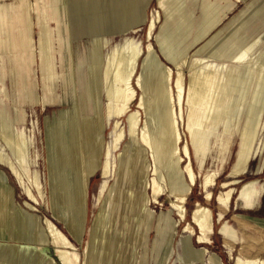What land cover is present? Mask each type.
Returning <instances> with one entry per match:
<instances>
[{"label":"rangeland","instance_id":"rangeland-1","mask_svg":"<svg viewBox=\"0 0 264 264\" xmlns=\"http://www.w3.org/2000/svg\"><path fill=\"white\" fill-rule=\"evenodd\" d=\"M200 1L201 0H197L193 8L188 6L192 3L191 0L187 2V10L190 13L193 12V16H191L187 23L188 25H186H190V28L185 33H182V30H178V34L176 33L172 40H169L171 43L168 41L164 46H161V44H163L161 40L163 39V32L165 30L161 29L166 18H164L165 12L160 7L157 0H150L148 3L145 10L146 23L143 24L141 28L117 40L112 46L108 44L107 47H105L106 51L103 49L101 41L97 40L95 42L91 64H98L99 62L103 64L106 62L112 50L121 46L127 39L130 40L131 47H137L136 50L141 52L136 66V73H138V76L136 78L133 77L131 82V86L134 88L136 87L137 90L135 98L137 101L134 102L130 109L132 112H130L127 117L123 115L119 125L125 133V139H123L124 145L120 148V151L124 152L126 146H129V151L136 148L129 117L131 114L138 111L137 108L139 107L142 96H144L146 108H142V116L140 114L142 123H139L138 129L141 124L143 126L140 129H143L146 126L145 123H149L152 139L156 147L155 150L152 151L150 149V153L146 154L147 165L150 164L148 165L150 168L149 172L141 176L143 170L140 169L139 177L141 176L140 180L142 183L135 184L131 182L128 175L129 170L133 166L130 160L131 153L128 154V151L120 158V153L111 150V143L115 140V132H113V129L116 120L114 121L112 118L106 119V130L99 138H96V142H104L106 144L105 152L110 151V155H105L101 160L98 159L97 162L105 163L108 161L110 163V173L109 177L105 179L101 166L95 168L93 171L88 189V217L82 241H79L68 227V222L71 218L73 220L76 218L74 211L71 210L68 212L65 207L58 204L56 201H52L54 184L56 182L52 179L50 166L55 169V161L47 139V129L53 124L54 119L60 114L79 106V104H75L78 102L77 95L75 91L72 92L70 86L71 76H68L70 71L69 66H71L72 61L70 56L68 59H63L60 52V29L62 23L64 24L65 21L64 14L51 16L50 12L43 8L44 4H48V0H31L35 8L32 17L34 20V46L36 49L35 69L37 71V80L39 84L36 93H34V85L29 74V67L25 69V71H27L26 75L16 76L18 78H15L17 81V90L15 91L12 87L11 78L9 76H7V78L5 75L3 76L2 56L0 55V106H2L4 110V115H6L4 116L3 125L0 124V131H2L3 127L5 128L3 131L5 130L6 132H4L7 134L10 133L11 139L14 138L13 140L9 139L10 142H7V140H3L0 135V140L2 142L4 141L3 143L0 141V153L4 155L5 161L16 162L18 168L20 164L15 161L16 158L14 159V146H11L12 148L9 147L10 143L14 142L17 138V146L20 147V145H22L20 147L23 148L21 151L25 153L23 157V165L25 167V172H23V183L13 171L10 172L6 167L0 165V172L5 175L8 187L12 189L14 199L13 206L17 208L18 211L22 208L38 216L44 228V234L46 235L48 234L46 221L49 220L54 224L72 243L73 246L68 251L79 259L80 264L86 263L87 256L94 264H106L103 258L109 255L112 244L115 242L116 238L122 240V255L123 257L126 256L127 264H159L162 257V264H234V261L238 258L258 259L264 262V102L260 100H264V84L256 88L258 82H264V75L258 78L261 71L264 74V0H230L233 4L227 2L225 7H222L220 4L215 5L214 3H210V0H204L206 6L203 5V20L196 23L195 21L201 17V10L197 7ZM0 2L1 4L14 3L18 5L19 0H0ZM207 3H209V5H207ZM231 8L232 11L227 17L223 18L220 26L214 29L206 39L201 41L197 45V48L191 45L196 40L199 32L201 31L203 33L206 25L214 19H222L223 15H226ZM156 15H159L157 26L152 36H150L149 28ZM210 16L211 18L209 19ZM180 19L181 15L174 18L170 24L174 26ZM44 21L48 26L49 51L55 60L54 75L42 74L43 72L41 69V58L39 53L40 35L41 23ZM73 27L74 39L72 45L73 56L76 62L78 55H80L84 49L90 48L94 38L88 31L86 20L81 22L74 21ZM198 27L202 29L197 31L199 30ZM201 32L200 34H202ZM216 35L217 37L214 44L199 58H210L212 54L216 57L215 55L218 54V58H210L209 63H216V73L222 77L219 80L220 83H229L227 92L230 93V96L228 95L229 99L225 104L221 106L212 105L211 109L209 108L211 112L209 114L208 112L205 113L206 115L202 123L206 124H203V128L190 126L187 115L188 107H186L187 104L185 103V122L182 118L180 124V130L183 136L181 150L185 159L178 164L177 160H179V157L169 160L166 150L168 147H171L168 142L170 129L168 127L169 118L167 105H169V101L167 93L169 88L172 89L174 87L176 90L179 69L166 59L163 51L170 52L172 56H174L173 58L179 63L180 69L185 76L184 83L188 84L190 69L193 66V61L196 60V58H194L196 50L204 46ZM64 36L66 37V35ZM149 48H151L152 52L149 51ZM132 49L133 48L130 50L132 51ZM214 52L217 53L214 54ZM222 55L223 57L221 58ZM159 60L164 61V63L173 70L172 79H175L168 83L170 87L165 81L166 72L164 68L160 67L158 64ZM225 60H230L229 69H231L232 66H236L239 69L236 75L237 78L239 77L238 80H240L238 86L235 82V80H237L236 77L233 79L226 78L227 71L224 65ZM22 62L24 63V60ZM151 64H153V66ZM20 65L21 64L17 62V66ZM154 66L155 68H153ZM255 67L261 69H256ZM159 71L161 73H159ZM253 72L254 76H251ZM78 77L80 84L81 79L80 76ZM231 86L233 88H231ZM2 87H6V89L3 90ZM86 89L87 87H84L83 92L86 91ZM79 90L80 89H78L79 95H81L83 92ZM153 91H155V93ZM156 92H158V94H156ZM241 99L245 101L243 100L242 102ZM26 102H35V104ZM86 105L83 102L81 103L83 113L80 114V117L84 118L90 116L95 118L94 114L97 108L95 103L88 102ZM107 106L108 102L104 96L99 100V110H107ZM179 107L178 105V113L181 116L180 110L183 106ZM161 114L162 117L164 115V125L168 128V131L163 129L161 125L158 126L156 115L161 116ZM210 118L212 119V126L209 122L211 120ZM213 125H217V127L214 128ZM205 126L207 128H205ZM6 129H8V132ZM249 131H255L254 134L256 133L255 135H257L254 139L251 162L246 173L242 174L240 177L230 179L229 175H231L243 148V133ZM139 132L141 131L138 130L137 135ZM17 135L19 137H17ZM18 138L21 139L18 141ZM161 140L167 141L165 142L166 144L164 143L165 146ZM161 143L164 147H161ZM4 144H6L5 146L7 148ZM7 144L9 145L7 146ZM187 146L190 150V160L196 177V183L192 187L191 194L187 197V215L184 219L183 217L181 218L180 213L174 208L173 202L176 201L175 196L179 192L178 185H189V174L185 172L190 162L185 155V148ZM148 155L150 157H148ZM121 161L125 163V166H122ZM140 164L143 165L142 162H140ZM155 165L158 166L159 174L167 178L168 185L165 186V192L161 196L159 202H150V204H148L150 212H147L145 205L142 203L143 199L149 200L150 197H153L150 182L152 184L153 179L157 178L154 173ZM207 177H213L214 180H216L215 185L209 189L213 194L210 200L206 199V193L203 188V184ZM228 180H237L238 182L232 187L234 191L233 199L229 207H226L218 203L217 198L222 191L223 183ZM144 182L149 185L146 191L143 184ZM66 184L67 183H65L63 187L64 194H67L69 188H73L71 186L67 187ZM32 194L36 197V201L31 200ZM112 198H114V201H112ZM129 198L135 200V210L133 211H131V208L129 209L127 204L125 205L126 199ZM66 200L68 201L67 195ZM29 201L35 206V211H31L27 208L26 203H30ZM199 203L211 208L213 211L214 229L210 232L208 237L209 241H211V245L209 246L199 245V230L196 229L194 234L185 233L187 226H189L191 221L193 222L192 211ZM5 207L6 204H3L2 208L4 209ZM122 208L124 209L121 214ZM101 212H103L108 219L109 225L108 227H103L101 230L94 232L92 229L93 226H95V219H97ZM5 213H7V211ZM220 216L223 217L221 221ZM144 218L146 220H144ZM148 219H150V222ZM6 222L13 223L14 219L6 218L4 220L5 225L7 224ZM152 222L153 224L151 226ZM142 224L144 225L142 226ZM166 226L171 228V238L167 242L165 250L162 248L158 252V248L162 241L161 233ZM223 226L233 231V238L221 231ZM145 235L147 239L142 240V236ZM1 243L19 245L23 248L31 245L25 240H10L7 235L0 238V244ZM203 248H208V253H206L204 262H201L199 257L201 252H203ZM50 258H53L56 264H60L56 248L51 238L44 257L42 258L43 262L32 260L30 264H43ZM120 261L119 263L121 264L123 259Z\"/></svg>","mask_w":264,"mask_h":264},{"label":"bare ground","instance_id":"bare-ground-1","mask_svg":"<svg viewBox=\"0 0 264 264\" xmlns=\"http://www.w3.org/2000/svg\"><path fill=\"white\" fill-rule=\"evenodd\" d=\"M157 1L160 7L165 12V16H166V17L164 16L166 20L161 29V30H165L163 32L164 35L162 34L163 39L161 40V42L163 43L161 44V46H164L165 43H167L169 40H172L174 35L177 32H179L178 30L180 31L182 30V33H185L190 28V25L186 26L188 25L187 23L189 22L192 16V13H190L187 10L188 8L187 2H189L190 0L189 1L187 0H157ZM194 1L195 0H191L192 3ZM204 5L206 6V4ZM207 5H209V3H207ZM180 15H181V19L178 21V23H176V25L174 26L171 25L170 24L171 21L177 16L179 17ZM211 16L209 17V19L211 18ZM158 18H159V15H156L153 19L154 21L150 25V28H149L150 36H152L154 29H156ZM221 22H222V19L220 18L214 19L208 25H206L205 28L203 27L204 28L203 33L200 31L202 28L199 29L198 27L199 30L197 31H200L202 34H200V32L199 34L197 33L198 36L196 35L197 38L191 45L193 47L196 46L197 48V45L201 41L206 39V37L209 36V34ZM216 37L217 35L214 38L210 39L204 46L196 50L195 55H194V58H196V60L193 61L194 62L193 66L190 69L188 84L184 83L185 76L182 70L180 69L179 63L175 60V58H173L174 56H172L170 52H166L165 50L163 51L166 59L170 63L174 64L179 69V74H178L177 81H176V90L174 89V87L170 89L169 88L170 84H168L175 79V78L172 79V76H173L172 68L166 65L164 61L162 60L158 61L159 62L158 64L160 65V67L164 68L166 72V73L164 72L165 81L169 85L168 88L170 89V90L168 89V93H167L168 101H169V105H167L168 107L167 112H168V118H169L168 127L170 129L168 142L171 145V147H168L167 150L166 149L165 150L167 151V156L169 160L179 157V160H177L178 164L180 162H183V160L185 159L184 155L182 154V150H181V142H182L183 136L180 130V124H181L182 118L184 119V122H185V114H184L185 103L187 104L186 107H188L187 115H188L190 126L191 127L198 126V127L203 128L204 127L203 124H206V123H202L204 120V116L206 115L205 113L208 112L209 114L211 112L210 110L211 106L212 105L221 106L225 104V102L229 99L228 95L230 93L227 92V90L229 89V83H224V82L220 83L219 80L222 77L216 73V69H217L216 63L215 62L209 63L210 62L209 59L214 57V55L213 54H212L213 56L210 55V58H207V57L203 59L199 58L201 55H203L205 51L208 50L209 47H211L214 44ZM107 45L108 43L103 44V49H105ZM131 48H133L132 51L130 50ZM136 48L131 47L130 40L127 39L121 46L112 50V53L111 55L109 54L110 57L106 62H104L103 64L100 62L98 64L96 63L91 64L90 69H89L90 72L85 82V87H87V89L84 92L81 91L83 92L81 93V95H79V92H78L79 77L75 75L71 76L70 86H71L72 92L74 91L76 92L78 102L75 104L77 105L79 104V106H76L74 109L68 110L65 113L60 114L58 117L54 119L53 124L50 125L47 129L48 144H49L51 153L54 156V161H55V169H53L50 166V170L52 173V179H54V181L56 182L54 184V189H53L54 194L52 197V201L54 202L56 201L58 204L65 207V209L68 212L71 210L74 211L76 218L74 220L71 218V220L68 222V227L71 229V232L75 235V237L79 241L83 240L84 231L86 229V220L88 217V204H87L88 203V189H89L91 177L93 175V171L95 168H98L101 166L103 177L105 179L109 177V173H110V169H109L110 163L108 161L105 163L97 162L98 159L101 160L105 155L106 156L110 155V151L105 152L106 144L104 142H100V141L98 143L96 142V138H99V136L102 135L106 130V119L107 118H112L114 121L116 120L114 122L115 125L113 129V132H115V140L112 141L111 143V148H112L111 150L112 151L115 150L117 153H120V158H122L129 151V146H126L124 152L120 151V148L124 145L123 139H125V133L123 132L121 126L119 127V125H120V121L123 115H126L125 117H127L128 114L132 112L130 111L132 105L134 104V102L137 101L135 100L136 95H137L136 87L134 88L131 86L133 77L136 78L138 76V73H136V68H137L136 66H137L138 60L141 55V52L139 50H136ZM149 51H151V48H149ZM216 53L214 52V54ZM215 56L217 57L218 54ZM222 57L223 55L221 56V58ZM229 62L230 60L224 61V65L226 66V71H227L226 78L228 79L229 78L233 79L235 77L237 78L236 75L238 74L239 69L236 66L235 67L232 66V68L229 69V65H230ZM151 65L153 66V64ZM153 68H155V66ZM256 69H261V68L258 67ZM159 73L161 72L159 71ZM74 74H75V70H74ZM251 74H252L251 76H254V72ZM263 75L264 74L261 71V73H259L258 75V78H261ZM15 78H18V77L15 76ZM238 79L239 77L237 78V80H235L237 86L240 81ZM262 84H264V82L263 83L261 81L258 82L256 88H259ZM231 88L233 87L231 86ZM153 92L155 93V91ZM156 94H158V92H156ZM76 95H75V98H76ZM104 96H105L106 101L108 102V106H107V110L102 111V110H99V100H101V98ZM241 100L243 102L244 99H241ZM260 100L264 102V100L262 99ZM82 102L85 103V105L88 102L95 103V105L97 106L95 110V114H94L95 118L90 117V116H86L84 118L80 117V114L83 113L81 109ZM145 105H146L145 99H144V96H142L141 102L139 103V107L137 108L138 111L135 112L134 114H131L129 117L131 127H132L133 140L136 145V148L134 150L131 149L128 152V154L131 153L130 160L133 164L132 168L129 170L128 175H129L130 181L134 182L135 184L142 183L140 180V177L143 175H146L149 172L150 168L148 167V165L150 164L147 165L146 154L150 153V149L152 151L155 150V147H156V144H154L153 139H152L151 129H150V126L148 125L149 123L148 124L145 123L146 126L143 129H140L143 126L141 124L140 128L138 129L139 123L142 121L140 119V114L142 116L141 111H142V108H146ZM178 105L180 107L183 106L182 108L183 113H182V109L180 110L181 116L178 113ZM0 108H1L0 109V124L3 125L4 118H5L4 116L6 115H4V110L2 109V106H0ZM86 111H87V105H86ZM156 120L158 121V126L161 125L163 129L168 131V128H166V125H164V115L163 117H162V114L161 116L156 115ZM209 122L211 123V126H212V119ZM207 124H208V120H207ZM217 125L215 126L213 125L214 128L217 127ZM205 128L207 127L205 126ZM3 129L5 128L2 127V131H0L1 137L3 138V140H7V142H10L9 139L12 138L11 134L9 133L10 134V137H9V134L5 133L6 131L4 130L5 131L4 132ZM8 129H6L7 132H8ZM138 130L141 132H139V134L137 135ZM254 132L249 131V132L243 133V139H244L243 148L241 150L240 156L237 160V163L235 164L233 168L231 175H229L230 179L240 177L242 174L246 173V170L251 162V156H252V152L254 148V145H253L254 139L257 136L255 135L256 133L254 134ZM17 137L19 136L17 135ZM19 139L21 138H18V141ZM16 141H17V138L15 139L14 142L10 143L9 147L14 146L13 155L15 156L14 159L16 158L15 161L19 162L20 164L19 168L17 167L16 162L5 161L3 157L4 155H2V153H0V165L6 167L10 172L13 171L23 183V172H25V167L23 165L24 164L23 157L25 153L21 151V149H23V148H20L22 146L20 145L21 143L19 144L20 147H18L17 146L18 144L16 143ZM165 142L167 141L164 140L163 144ZM163 144L161 143V147H164L166 143L164 144V146ZM5 145L6 144H4V146ZM8 145L9 144H7V146ZM185 155L187 156V160L191 159L190 150L188 146L185 148ZM148 157L150 156L148 155ZM140 162H142L143 165H141ZM121 164L122 166H125V163H123L122 161H121ZM140 169H142L143 171H142V175L139 177ZM185 172L189 174V185L188 186H185L184 184H183L184 186L178 185L179 192L175 196L176 201L173 202L174 208L180 213L181 218L183 217L184 219L187 215V210H186L187 197L191 194L192 187L196 183V177L194 174V170L192 168L191 160L188 163ZM154 173H155V176H157V178L153 179L152 184L150 182V187L153 192V197L152 198L150 197L149 200L143 199V203H142L143 205H145L147 212H150V209L148 208V204H150V202L151 203L159 202L161 196L165 192V186L168 185L167 178L163 176L162 174L161 175L159 174L158 166L156 165H155ZM215 181L216 180H214L213 177H207L205 179L203 188L205 190L207 200H210L213 195L209 189L215 185ZM145 182L143 184H144L145 191H146L149 185L148 183H145ZM237 182H238L237 180H230V181L228 180L227 182L223 183L222 191L217 198L218 203L223 204L226 207H229L233 199L234 191L232 187L235 186ZM65 183H67L66 184L67 187L68 186L73 187V188H69L67 194H64L65 192L63 190ZM66 195H67L68 201L66 200ZM31 200H34V201L37 200L33 194L31 195ZM126 200L127 201H125V205L127 204L129 206V209L131 208V211L135 210V200L131 198L126 199ZM112 201H114V198H112ZM29 202L30 203L28 202L26 203L27 208L31 211H35V206L32 205L33 203L31 201ZM3 204H6V207L4 209L2 208ZM13 204H14V199H13L12 189L8 187V183H7V179L5 175L2 172H0V238H3L4 235L5 236L7 235L10 240H14V241L25 240L29 244H31L30 246H26L25 248H23L19 245L1 243L0 244V264H30L32 260L37 261V262L39 261L43 262L42 258L44 257L45 251L47 250V247L50 242V238L53 240V244L56 248L57 257L59 258L60 264H80L79 259L68 251L69 249L72 248L73 246L72 243L66 238V236L54 224H52L49 220L46 221V226L48 227V231H47L48 234L46 235L44 234V228L42 227L38 216L31 214L22 208L20 211H18V209L15 208ZM123 209L124 208H122L121 214L123 213ZM6 211L7 213H5ZM192 216H193V222L191 221L189 226H187L185 233L194 234L197 229L200 231V235L198 237L199 245H202V246L211 245V241H209L208 237H209L210 232H212L214 229L212 209L199 203L197 204L195 209L192 211ZM6 218H9V219L12 218L14 219V222L13 223L6 222L7 224L5 225L4 220ZM145 218L144 220H146ZM222 219L223 217L220 216V221ZM95 220H96L95 226H93V229H92V231L94 232L97 230H101L103 227H108L109 225V221L105 217L103 212H101V214ZM149 220L150 219H148V221ZM152 224L153 222L151 223V226ZM143 225L144 224H142V226ZM170 229H171L170 227H167V226L164 227L161 233L162 241L158 248V252L162 248L163 250H165V246L171 238ZM221 231L227 234L228 236H230L231 238H233L232 237L233 231H231L228 227L223 226ZM143 239H147L146 235L142 236V240ZM122 248H123L122 240L119 238H116L115 242L112 244L109 255L103 258L104 262H106V264L108 263L109 264L110 263L120 264L119 263L121 262L120 260L123 259L121 264H127L126 256L123 257L122 255ZM206 253H208V248H205V249L203 248V252H201L200 257H199L201 262H204ZM162 258L160 259L159 264L163 263ZM43 264H56V262L53 258H50L48 261L44 262ZM85 264H94V263L90 261L87 256ZM95 264H98V263H95ZM234 264H264V262H261L258 259L238 258L237 260L234 261Z\"/></svg>","mask_w":264,"mask_h":264},{"label":"crops","instance_id":"crops-1","mask_svg":"<svg viewBox=\"0 0 264 264\" xmlns=\"http://www.w3.org/2000/svg\"><path fill=\"white\" fill-rule=\"evenodd\" d=\"M196 1L197 0L189 4L191 8L196 5L194 4ZM149 2L150 0H48L47 5L43 3V8L50 12L51 16L64 14L65 21L64 24L62 23L60 29V52L63 59H68L70 56L72 61L71 66H69L70 71L68 76L75 75L80 76V79L82 78L79 84L80 91L84 90L85 82L90 72L89 69L95 42L99 40L102 44L108 43L109 46H112L117 40L141 28V26L146 23L145 10ZM227 2L232 3L230 0H210V3H214L215 5L220 4L222 7H225ZM203 5L204 0H201L197 4V7L201 10V17L195 21L196 23L203 20ZM232 8L226 15H223L222 21L223 18L227 17L232 11ZM34 11V4L31 0H19L18 5L14 3L1 4L0 2V55L2 56V73H4L3 76L5 75L6 78L7 76L11 78L12 87L15 91L17 90V81L14 76L26 75L27 71H25V69L28 67L30 68L29 74L34 85V93H36V89L39 86L37 71L35 69L36 49L34 46V20L32 17ZM83 20H86L88 31L91 33L94 40L89 49H84L81 54L78 55L77 61L75 62L72 45L74 39L73 25L74 21L81 22ZM220 24L217 27H219ZM64 35H66V37ZM49 48L48 26L44 21L41 23L40 35L39 53L41 58V69L43 72L42 74L54 75L55 60L50 54ZM23 60L25 64L22 62ZM17 62L21 65L17 66ZM2 89L4 90L6 87H2ZM26 103L35 104V102Z\"/></svg>","mask_w":264,"mask_h":264}]
</instances>
